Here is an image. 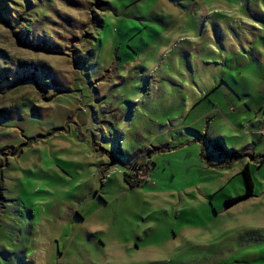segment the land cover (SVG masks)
<instances>
[{
    "label": "rangeland",
    "instance_id": "1",
    "mask_svg": "<svg viewBox=\"0 0 264 264\" xmlns=\"http://www.w3.org/2000/svg\"><path fill=\"white\" fill-rule=\"evenodd\" d=\"M202 1L0 0V264H264V0Z\"/></svg>",
    "mask_w": 264,
    "mask_h": 264
},
{
    "label": "crops",
    "instance_id": "2",
    "mask_svg": "<svg viewBox=\"0 0 264 264\" xmlns=\"http://www.w3.org/2000/svg\"><path fill=\"white\" fill-rule=\"evenodd\" d=\"M202 2H203L202 9L203 11H206L207 14L210 15L218 14L227 18H230L229 16H231L235 11H239L238 7L246 6L244 2L241 0H203ZM257 5L258 4L256 3L255 9H259L262 12V8L261 7L258 8L259 6L257 7ZM247 8L251 13L250 19H252V16H256V15H254L253 11L250 9L249 6ZM262 25H264V23H262ZM259 31L263 32V30H259ZM259 52H261L259 47L258 50L253 49V53L255 57L254 59H256L258 63V65H256V68L258 69V72L264 74V59H262ZM257 53L259 54L256 55ZM252 81H253V77H252Z\"/></svg>",
    "mask_w": 264,
    "mask_h": 264
},
{
    "label": "trees",
    "instance_id": "3",
    "mask_svg": "<svg viewBox=\"0 0 264 264\" xmlns=\"http://www.w3.org/2000/svg\"><path fill=\"white\" fill-rule=\"evenodd\" d=\"M209 141H211V140H208V142H207V144H208V146H210V147H212L213 149H219V150H225V147L223 146V143H221L220 141L218 142V141H212V142H209ZM233 155L234 156H236V157H241L240 156V154H239V152H237V151H235L234 153H233ZM242 173H243V175H244V177H245V181H246V183H247V187H248V189H247V193H246V196H251L252 195V193H253V179H252V177H251V172H250V168H249V165L248 164H246L245 165V167H244V169H243V171H242ZM126 175V174H125ZM126 176H128V175H126ZM126 178V181L130 184V186L131 187H135L134 186V183H131L128 179H127V177H125ZM140 179H142V178H140ZM238 199H235V200H233V201H231V202H235V201H237Z\"/></svg>",
    "mask_w": 264,
    "mask_h": 264
}]
</instances>
